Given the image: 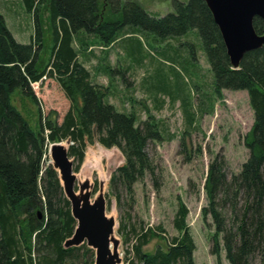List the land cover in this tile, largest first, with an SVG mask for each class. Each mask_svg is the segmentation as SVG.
<instances>
[{
    "label": "trees",
    "instance_id": "obj_1",
    "mask_svg": "<svg viewBox=\"0 0 264 264\" xmlns=\"http://www.w3.org/2000/svg\"><path fill=\"white\" fill-rule=\"evenodd\" d=\"M21 1L34 20L28 43L14 38L0 13V264L94 263V252L85 243L64 247L76 220L58 171L50 163V143L69 141L68 155L77 162L75 169L82 164L88 145L116 147L124 163L111 173V187L119 184L131 192L146 174L154 177L146 147L150 141L164 139L163 128L151 114L138 122L133 112L119 111L108 99L109 86L92 79L74 46L76 39L82 47L91 45L88 36L109 46L126 26L163 38L197 29L214 75L213 90L217 94L224 89L247 92L253 111L244 138L249 155L230 177L223 160L215 157L209 163L204 182L207 204L201 213L212 219L210 253L217 264L221 249L230 264H264V46L245 52L239 66L232 68L204 0H172L173 11L163 16L149 14L136 0ZM43 11L46 28L40 18ZM253 27L262 33L260 17L253 18ZM43 75L55 79L69 100L61 121L54 111L42 114L32 90L31 82ZM15 93L37 106L38 130L13 104ZM188 212L178 197L172 220L176 235L165 238L161 226H156L137 236L133 248L137 264H196ZM154 237L165 239V248L157 245L152 252L144 251L143 245Z\"/></svg>",
    "mask_w": 264,
    "mask_h": 264
},
{
    "label": "rangeland",
    "instance_id": "obj_2",
    "mask_svg": "<svg viewBox=\"0 0 264 264\" xmlns=\"http://www.w3.org/2000/svg\"><path fill=\"white\" fill-rule=\"evenodd\" d=\"M136 1L154 16L173 11L172 0ZM0 13L14 38L28 43L34 32V20L22 1L0 0ZM40 18L46 28L47 13L43 11ZM98 42L94 38L89 40L93 44L88 47L91 55L87 57L76 39L74 46L80 50V59L97 73L98 80L109 86L108 99L119 111L133 112L138 122L148 114L153 115L160 129L163 128L164 139L150 141L146 147L154 165V177L146 174L134 183L131 192L109 183L111 173L124 163L121 152L97 142L88 145L77 169L74 168L77 162L73 161L75 189L78 181L88 179L93 198L102 184L109 204L106 213L116 220L114 233L120 240L121 264H137L133 248L137 236L148 227L161 226L165 238L177 234L172 220L178 197L189 211L186 221L196 245L195 263L217 264L216 256L210 253L212 219L210 215L203 218L201 213V207L207 204L204 182L209 163L215 157L223 160L224 171L230 177L240 170L249 155L244 138L251 128L253 111L247 92L224 89L217 94L213 90L214 75L197 29L163 38L126 26L111 45L102 46ZM32 90L39 99L42 114L54 111L61 121L69 100L56 80L47 77ZM12 102L31 127L38 130L37 106L18 93L13 94ZM157 245L165 248V239L151 238L143 250L152 252ZM219 259L220 264H230L222 249Z\"/></svg>",
    "mask_w": 264,
    "mask_h": 264
},
{
    "label": "water",
    "instance_id": "obj_3",
    "mask_svg": "<svg viewBox=\"0 0 264 264\" xmlns=\"http://www.w3.org/2000/svg\"><path fill=\"white\" fill-rule=\"evenodd\" d=\"M218 26L232 68H237L244 53L264 46V0H204ZM263 21L262 33L253 27V18ZM69 141L52 142L48 154L52 167L58 171L63 192L70 202L76 226L64 247L85 243L94 250L93 264H121L114 233L116 220L106 213V198L100 184L96 196L91 198L88 179L78 181L73 171V160L68 155Z\"/></svg>",
    "mask_w": 264,
    "mask_h": 264
},
{
    "label": "crops",
    "instance_id": "obj_4",
    "mask_svg": "<svg viewBox=\"0 0 264 264\" xmlns=\"http://www.w3.org/2000/svg\"><path fill=\"white\" fill-rule=\"evenodd\" d=\"M91 38H93V37H92V36H88V40H90ZM89 44H90V43H89ZM90 46H92V43H91V45H89V46H83V47H82V54L87 53V55H86L87 57L91 55L90 53H88V52H90V51H88V47H90ZM78 60L81 61V62L83 63V61L80 59V55L78 56ZM83 64H84V66H85L86 68H88V70H90L92 79H93L94 81L98 82V83L103 84L100 80H98V75H97V73L94 74V72L92 71V68L88 67V65H86L85 63H83ZM95 69H96V68H95ZM93 70H94V69H93ZM101 73H102V72H101ZM109 101H110V100H109ZM111 103H112V102H111ZM113 104H114V103H113Z\"/></svg>",
    "mask_w": 264,
    "mask_h": 264
},
{
    "label": "built area",
    "instance_id": "obj_5",
    "mask_svg": "<svg viewBox=\"0 0 264 264\" xmlns=\"http://www.w3.org/2000/svg\"><path fill=\"white\" fill-rule=\"evenodd\" d=\"M47 77L45 76V75H43L41 78H40V80H38V81H34V82H31V86H32V88L33 89H36L38 86H39V84L42 82V80H45Z\"/></svg>",
    "mask_w": 264,
    "mask_h": 264
}]
</instances>
